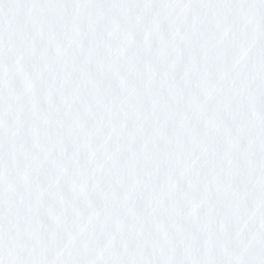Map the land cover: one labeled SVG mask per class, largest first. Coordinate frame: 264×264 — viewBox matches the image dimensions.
<instances>
[{"label": "snow or ice", "instance_id": "1", "mask_svg": "<svg viewBox=\"0 0 264 264\" xmlns=\"http://www.w3.org/2000/svg\"><path fill=\"white\" fill-rule=\"evenodd\" d=\"M171 5L0 0V264H264V0Z\"/></svg>", "mask_w": 264, "mask_h": 264}]
</instances>
